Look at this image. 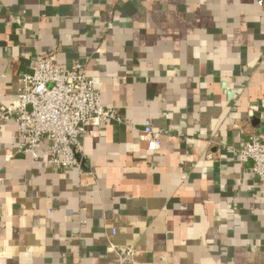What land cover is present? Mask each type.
<instances>
[{
    "label": "crops",
    "instance_id": "obj_1",
    "mask_svg": "<svg viewBox=\"0 0 264 264\" xmlns=\"http://www.w3.org/2000/svg\"><path fill=\"white\" fill-rule=\"evenodd\" d=\"M257 1L0 0V102L48 55L133 125L88 128L66 172L0 125V264H264V187L239 153L264 138Z\"/></svg>",
    "mask_w": 264,
    "mask_h": 264
},
{
    "label": "built area",
    "instance_id": "obj_2",
    "mask_svg": "<svg viewBox=\"0 0 264 264\" xmlns=\"http://www.w3.org/2000/svg\"><path fill=\"white\" fill-rule=\"evenodd\" d=\"M257 3L264 14V0ZM20 83L11 104L0 102V125L14 122L15 137L20 140L19 153L29 155L34 163L46 168L58 172L80 168L79 157L88 128L98 130L109 122L133 127L117 111L102 106L94 80L86 74L82 63L62 69L50 56L40 55L33 73L22 76ZM142 134L149 151L161 149L162 135L154 130L151 121L145 122ZM43 143L47 146L45 159L38 152ZM239 153L251 162L252 175L264 187V138L252 136Z\"/></svg>",
    "mask_w": 264,
    "mask_h": 264
}]
</instances>
